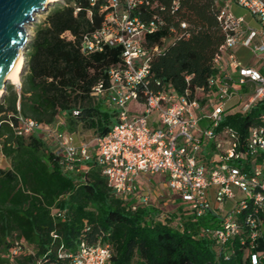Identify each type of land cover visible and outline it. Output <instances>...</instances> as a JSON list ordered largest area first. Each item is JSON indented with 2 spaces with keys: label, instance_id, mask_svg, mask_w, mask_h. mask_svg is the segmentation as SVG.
I'll list each match as a JSON object with an SVG mask.
<instances>
[{
  "label": "trees",
  "instance_id": "16d2710c",
  "mask_svg": "<svg viewBox=\"0 0 264 264\" xmlns=\"http://www.w3.org/2000/svg\"><path fill=\"white\" fill-rule=\"evenodd\" d=\"M135 13L157 29L143 36L150 52L147 88L202 100L210 79L221 72L214 63L227 33L217 20L215 0H147ZM100 3L59 0L35 25L28 43L20 88L6 86L0 95V153L8 167L0 168V264H70L60 253L75 251L84 240L107 244L110 264H264V213L254 240L238 220V238L221 245L214 231L220 214L197 215L187 203L172 212L122 199L108 186L96 162L97 141L116 123V110L107 99L92 96L91 88L107 82L109 68L122 66L121 47L105 46L101 52L82 54L81 37L97 29L106 14ZM76 8L79 10L75 13ZM90 13V16H88ZM184 23L185 27L180 24ZM69 31L74 40L61 38ZM157 46V52H151ZM264 100L244 113L225 115L216 129L230 128L239 137L260 124ZM57 125L74 137L90 135V158L67 168L56 153V142L41 131L17 135L19 119ZM210 147V151H212ZM252 256H255L256 263Z\"/></svg>",
  "mask_w": 264,
  "mask_h": 264
},
{
  "label": "built area",
  "instance_id": "2783aa9c",
  "mask_svg": "<svg viewBox=\"0 0 264 264\" xmlns=\"http://www.w3.org/2000/svg\"><path fill=\"white\" fill-rule=\"evenodd\" d=\"M177 1L173 0L174 9ZM215 1L221 4L217 20L227 37L214 58L221 74L209 80L203 102L190 98L188 91L178 96L147 88L151 54L143 47V36L160 24L155 17L144 23L136 15L137 6L148 4L147 0H87L90 6L99 2V9L107 12L97 29L81 37L79 50L82 54L101 52L105 46L122 50V66L109 68L107 82L99 81L90 91L92 96L105 97L116 110L117 121L98 139L95 154L114 194L147 205L156 189L141 188L137 179L146 184V176L159 174L165 178L164 188L197 215L220 214L219 228L214 231L218 243L225 245L237 237L244 245L238 220L242 217L254 240L264 213V114L260 124L248 128L243 137L228 127L216 129L225 115L244 113L264 100V0ZM232 4L245 10L258 27L234 15ZM61 37L74 40L71 34ZM236 47L248 49L258 65H242L233 53ZM157 51V46L151 50ZM223 57L229 61V74L222 73ZM130 102L135 112L128 110ZM14 131L20 136L41 131L51 137L56 153L71 163L69 169L74 162L90 158L89 145L77 144L57 125L20 118ZM60 257H68L70 264H110L112 251L107 244L89 245L81 240L75 251L60 253ZM252 260L256 263L255 256Z\"/></svg>",
  "mask_w": 264,
  "mask_h": 264
},
{
  "label": "water",
  "instance_id": "95a60500",
  "mask_svg": "<svg viewBox=\"0 0 264 264\" xmlns=\"http://www.w3.org/2000/svg\"><path fill=\"white\" fill-rule=\"evenodd\" d=\"M49 0H0V89L6 90L8 77L19 53L30 42L26 26L36 13L51 6ZM20 86V83L19 85Z\"/></svg>",
  "mask_w": 264,
  "mask_h": 264
},
{
  "label": "rangeland",
  "instance_id": "374dc122",
  "mask_svg": "<svg viewBox=\"0 0 264 264\" xmlns=\"http://www.w3.org/2000/svg\"><path fill=\"white\" fill-rule=\"evenodd\" d=\"M54 3L51 4V6L49 8H51L53 6ZM48 9L46 11H42L39 13H36L34 16V20L32 22H30L27 26L26 29L28 30V34H29V39L31 40L33 33H34V28L36 24L41 23L47 13ZM26 50L25 49L24 53H22L23 55V64H22V68L24 66V62H25V54H26ZM22 71V70H21ZM19 83H20V77H19ZM8 85H12L16 90H17V86L15 84H12L10 82L7 83L6 86ZM7 91L5 90L4 92L0 93H6ZM246 102V98H244L242 100V103L244 104ZM128 110L130 112H135V107H134V102H130L128 105ZM153 116H150V119H152ZM204 122L201 121V124H203ZM75 142L77 144H88L89 146H92L93 144H95L96 140L93 136L90 135H76L75 136ZM9 163L8 160H6L3 155L0 153V168H6L8 167ZM145 183L146 184H142L141 182V188L143 187H149L150 189L155 188L156 192L152 195V198L150 200V202L145 206L147 207V209L149 211L153 210L152 206L158 207V208H162V212H172L173 210H175L177 207L181 206V202H176L175 200L177 199L168 189L164 188V181L165 178L159 174L153 175V176H146L144 178Z\"/></svg>",
  "mask_w": 264,
  "mask_h": 264
},
{
  "label": "crops",
  "instance_id": "0c3cea01",
  "mask_svg": "<svg viewBox=\"0 0 264 264\" xmlns=\"http://www.w3.org/2000/svg\"><path fill=\"white\" fill-rule=\"evenodd\" d=\"M230 10L232 11V13L234 15L242 16L246 20V22L249 23L251 26L258 27V24L248 15V13L245 10L238 8L234 4H232L230 6ZM68 34H71V33L69 31H65L64 33L61 34V36L62 35H68ZM233 53L241 61L242 65H244V66H255V65L257 66L258 65L255 62L251 52L248 49H245L242 47H236L233 50ZM220 66L222 69V73H227V74L230 73L229 61H228L227 57H223ZM137 181H139V183L140 182L143 183V181L140 178H138Z\"/></svg>",
  "mask_w": 264,
  "mask_h": 264
},
{
  "label": "bare ground",
  "instance_id": "6f19581e",
  "mask_svg": "<svg viewBox=\"0 0 264 264\" xmlns=\"http://www.w3.org/2000/svg\"><path fill=\"white\" fill-rule=\"evenodd\" d=\"M56 1L59 0H49V2L51 3H55ZM28 32V30H27ZM22 64H23V55L20 52L19 53V57L18 60L16 62V64L14 65L9 77H8V82L15 84L16 86L19 85V77H20V73L22 70ZM0 93H2L1 89H0Z\"/></svg>",
  "mask_w": 264,
  "mask_h": 264
}]
</instances>
